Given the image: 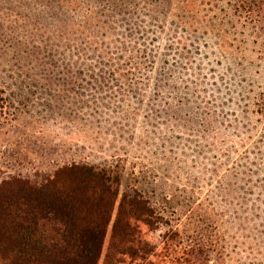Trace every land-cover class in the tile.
I'll use <instances>...</instances> for the list:
<instances>
[{
  "label": "rangeland",
  "instance_id": "1",
  "mask_svg": "<svg viewBox=\"0 0 264 264\" xmlns=\"http://www.w3.org/2000/svg\"><path fill=\"white\" fill-rule=\"evenodd\" d=\"M263 9L0 0V182L110 169L155 212L151 264H264Z\"/></svg>",
  "mask_w": 264,
  "mask_h": 264
},
{
  "label": "trees",
  "instance_id": "2",
  "mask_svg": "<svg viewBox=\"0 0 264 264\" xmlns=\"http://www.w3.org/2000/svg\"><path fill=\"white\" fill-rule=\"evenodd\" d=\"M119 185L115 171L76 163L0 182V264H151L155 212Z\"/></svg>",
  "mask_w": 264,
  "mask_h": 264
}]
</instances>
